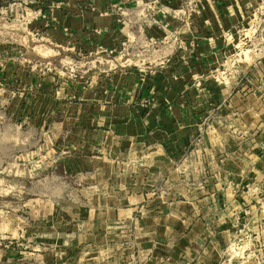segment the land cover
Wrapping results in <instances>:
<instances>
[{"label":"rangeland","instance_id":"1","mask_svg":"<svg viewBox=\"0 0 264 264\" xmlns=\"http://www.w3.org/2000/svg\"><path fill=\"white\" fill-rule=\"evenodd\" d=\"M38 4L0 0V264H29L50 250L72 249L73 260L90 253L88 240L103 230L89 222L105 197L124 207L146 202L110 225L112 262L121 250L124 264H149L137 249L159 235L143 221L174 214L186 221L181 237L201 225L188 246L183 240L188 255L177 264H264V0L244 18L238 46L196 74L190 112L169 130L178 143L169 152L148 146L138 160L110 137L95 147L80 135L73 142V132L54 125L62 112L47 118L49 85L75 76L84 87L91 75L106 89L110 76L101 59L90 63L100 55L26 42L34 17L27 13Z\"/></svg>","mask_w":264,"mask_h":264},{"label":"crops","instance_id":"2","mask_svg":"<svg viewBox=\"0 0 264 264\" xmlns=\"http://www.w3.org/2000/svg\"><path fill=\"white\" fill-rule=\"evenodd\" d=\"M39 1L36 10L27 13L34 17L26 42H39L34 49L53 53L72 50L82 57L100 55L90 63L101 59L107 66L104 73L110 76L106 89L98 88L91 75L83 79H90L84 87L82 77L77 80L75 76H65L61 86L49 85L48 96H43L47 118L62 112L54 125L58 132H73V142L80 135L83 144L93 147L101 144L97 138L127 143L131 156L136 155L134 160L145 159L148 146L168 151L178 143L170 131L190 112V102L197 96L193 89L196 74L207 68L209 61L226 59L223 50L238 46L244 18L257 15V0ZM249 99L251 102L252 95ZM108 157H103L106 166L111 162ZM111 199L102 198L99 205L104 209L93 210L89 224L103 230L88 240L94 250L76 260L69 258L72 249L50 250L33 255L29 264H124L121 250V258L110 261L113 253L108 229L113 223H126L128 219L122 215L134 214L146 202L124 207ZM177 207L182 209V204ZM145 221L147 229H143L159 235L157 240L149 236L143 243L146 247L137 249L149 256V264H177L180 258L185 259L188 243L194 238L191 232H198L201 226L192 224L181 237L186 227L183 217L168 214ZM183 240L187 241L185 248ZM89 254H94V259L85 261Z\"/></svg>","mask_w":264,"mask_h":264}]
</instances>
